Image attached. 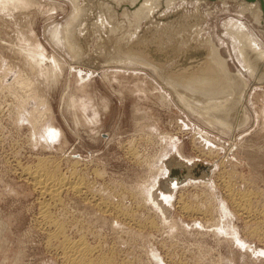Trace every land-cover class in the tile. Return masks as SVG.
<instances>
[{"label":"rangeland","instance_id":"obj_1","mask_svg":"<svg viewBox=\"0 0 264 264\" xmlns=\"http://www.w3.org/2000/svg\"><path fill=\"white\" fill-rule=\"evenodd\" d=\"M77 1L0 0V264H64L71 243L83 241L94 264H264V219L254 214L264 213V34L253 10L175 0L164 13L181 9V17L145 39L118 17L105 42L118 50L114 58L102 59L93 35L78 64ZM126 33L134 39L127 46ZM194 42L214 49L229 79L212 96L188 90L193 107L154 66L122 61L146 46L180 58ZM227 94V108L210 103ZM34 169L68 182L43 219L48 198L26 175ZM228 192L248 193L254 216L240 213Z\"/></svg>","mask_w":264,"mask_h":264},{"label":"bare ground","instance_id":"obj_2","mask_svg":"<svg viewBox=\"0 0 264 264\" xmlns=\"http://www.w3.org/2000/svg\"><path fill=\"white\" fill-rule=\"evenodd\" d=\"M118 4V3H121V2H119V1H123V2H125V4H123L122 6L120 5V7H122L121 8V10H122V12H121V10H120V8H117V12H116V10H114V5L116 4L115 2ZM161 1H163L165 4H166V6L168 7L169 5H171V3H173V1H175V0H110L109 2H108V4L111 6V8H112V10L113 11H115L116 12V14H118L119 13V11H120V13H121V15H123V16H125V15H127V14H130V15H134L133 16V18L135 19V20H140L142 17L144 18H148L150 15H152L153 13H154V11H155V9H157L158 7H159V5L161 4ZM180 1H184V0H180ZM229 1H231V0H220V3H223V5H226ZM234 1H236L240 6H242V7H245V9H251V10H254V11H252L250 14L251 15H253V17H254V21L257 23V25L260 27V28H262V25H261V23H262V20H261V12H260V9H259V6H258V4L257 3H246V2H244V1H242V0H240L239 2H238V0H234ZM19 2V1H18ZM21 2V1H20ZM72 2L74 3V4H77V0H72ZM195 2H197V3H204V1H202V0H195ZM196 3V4H197ZM12 5H14L15 6V4H16V2H15V4L14 3H11ZM21 4H22V2H21ZM4 6V5H3ZM7 6V5H6ZM18 6V5H17ZM16 6V7H17ZM129 6V7H128ZM0 7H2V6H0ZM13 7V6H12ZM21 7V6H20ZM6 8V7H5ZM10 9H11V7H9ZM14 8V7H13ZM110 8V9H111ZM128 8H130L131 9V12L130 13H128L129 11H128ZM8 9V8H7ZM9 9V10H10ZM19 9V8H18ZM22 9V8H21ZM21 9H19V10H21ZM107 9H108V7H107ZM241 9V8H240ZM111 11V10H110ZM77 12H78V8H77ZM109 12V11H108ZM250 12V11H249ZM246 13V12H245ZM80 17V16H79ZM6 18V17H5ZM126 18V17H125ZM13 19V18H12ZM7 23V22H6ZM5 23V24H6ZM12 23H15V22H13L12 21ZM18 23V22H17ZM25 23H27V22H25ZM111 23V22H110ZM23 24V23H22ZM101 24H103V23H101ZM103 25H105V24H103ZM17 26V25H16ZM15 27V26H14ZM18 27V26H17ZM26 28V27H25ZM118 28V27H117ZM15 29H16V27H15ZM22 30V29H21ZM26 30V29H25ZM65 30V29H64ZM17 31H18V29H17ZM19 32V31H18ZM20 32H22V31H20ZM27 32V31H26ZM262 32V31H261ZM263 34H264V31L262 32ZM73 36V35H72ZM53 39V38H52ZM69 40V39H68ZM3 43V42H2ZM209 44H211V43H209ZM195 47V46H194ZM209 47V46H208ZM21 48V47H20ZM70 48H71V50L73 51V52H75L74 51V49H73V47H71L70 46ZM195 48H197V47H195ZM193 49V48H192ZM197 49H204V50H206V55L204 56V57H200V58H194V59H192V60H190V62L187 60V62L185 63V64H181V67H179V69H177V70H175L174 71V73H176V75H175V78H173V77H166L167 79V81H165V83L166 84H168L170 87H172L175 91H176V93H177V95H178V99H179V101L180 102H182V103H185V104H187L188 106H191V107H193V105H190L191 103V101L190 100H192V98L194 97H191L190 95H188V90L189 91H196V92H205V93H203V94H207L208 96H212L211 94H216V93H219L218 91V88H220V87H222V83L223 82H225L227 79H229V74H228V72L226 71V69L223 67L224 65H223V62L222 61H220L219 60V58H218V55H217V53L214 51V49L213 48H211V46L209 47V48H197ZM20 51H21V49H20ZM23 51V54H24V50H22ZM22 51H21V53H22ZM19 53V52H18ZM245 54L246 55H249V53L248 52H246L245 51ZM76 55H78V54H76ZM132 56H130L129 55V57H132V58H128V59H123L122 61L123 62H125V63H133V64H137V65H141V66H147V67H149V66H151L152 68H154L157 72V74H158V77L161 79V75H160V69H159V65L157 64V63H155L154 61H151V60H148V59H142V58H140V57H135L136 55H137V53H132L131 54ZM77 57H79V56H74V58L75 59H77ZM28 59V58H27ZM221 59V58H220ZM30 61V60H29ZM129 61V62H128ZM135 62V63H134ZM222 62V63H221ZM33 64V62H31L30 61V63H29V65L30 64ZM107 63V62H106ZM28 64V63H27ZM34 65V64H33ZM106 65V64H105ZM154 66V67H153ZM34 67V66H33ZM32 67V68H33ZM262 67H264V64H263V62H262ZM263 70H264V68H263ZM52 71V70H51ZM215 72V73H214ZM53 75V74H52ZM55 75V74H54ZM53 75V76H54ZM237 76H238V79H240V80H242L241 82L243 83L242 85H243V89H242V91H241V93H243V92H245L244 90L246 89V92L249 90V86L246 84V82L242 79V77H239V75L238 74H236ZM52 76V77H53ZM59 76V75H58ZM57 76V77H58ZM54 78H56V77H54ZM257 78V77H256ZM53 81H55V80H53ZM228 81V80H227ZM231 82H233L232 80H230ZM48 83V82H47ZM229 83V82H228ZM233 84V83H232ZM233 86V85H232ZM239 89V88H238ZM235 92H237V90H235ZM245 94V93H244ZM243 94V95H244ZM242 95V94H241ZM190 96V97H189ZM161 98H162V95H161ZM164 98H165V96H164ZM240 100H241V96L239 95V97H238ZM229 99H231V97L227 94L226 95V97H223V100H219V101H213V102H210L211 104H218V108L220 109V108H222V109H224L225 107L227 108V105H226V102L227 101H230ZM166 100V99H165ZM211 101L212 99H210V98H208L207 99V101H205V102H208V101ZM215 100V99H214ZM239 100V101H240ZM193 101V100H192ZM196 101V100H195ZM231 102V101H230ZM235 102V101H234ZM190 103V104H189ZM241 103V102H240ZM207 104V103H206ZM198 106L200 107V108H204V107H201V104L199 105L198 104ZM217 106V105H216ZM232 106V105H231ZM230 106V107H231ZM234 106H235V104H234ZM215 107V106H214ZM229 108V107H228ZM231 109V108H230ZM230 109H228V110H230ZM217 110V108L215 109V110H213V111H216ZM205 111V110H204ZM243 111H244V108L242 109L241 108V111L238 113V116H237V118L235 119V121H234V123H235V126H234V128L233 129H235L236 130V128H237V126L239 125V122L241 121V119H243V116L242 115H244V117H246V115L243 113ZM212 113H214V112H212ZM216 113V112H215ZM224 113H226V109H225V112ZM218 114V113H217ZM219 114H220V112H219ZM222 114V113H221ZM213 118V117H212ZM229 119V118H228ZM247 118H245V120H246ZM230 123V122H229ZM232 123V122H231ZM132 156V155H131ZM137 159V158H136ZM138 160V159H137ZM50 161V160H49ZM46 162H47V160H46ZM45 162V163H46ZM77 162V161H76ZM75 162V163H76ZM43 163V162H42ZM51 163V162H50ZM180 163H183V162H180ZM201 164V163H200ZM200 164H197V166H198V168L196 169L197 171H199V170H202V171H204V166L203 165H200ZM44 166H46V165H44ZM179 166H181V167H184L185 168V170L187 171V175L190 173V171L188 170V167H186V166H183V165H179ZM40 167H42V166H40ZM56 166H54V168H55ZM161 167H163V166H161ZM210 167V166H209ZM24 168V167H23ZM37 168V167H36ZM51 168H53V167H51ZM27 169V168H26ZM38 170L40 169V168H37ZM44 169V168H43ZM210 170H209V172L211 171V167L209 168ZM28 170H29V168H28ZM33 170V169H32ZM72 170H74V169H72ZM24 171V170H23ZM27 171V170H26ZM31 171V170H30ZM40 171H42V170H40ZM40 171H35V169H34V171H32V172H27L26 173V175H28L29 177H30V179H31V181H32V183H33V188H35L36 190H37V192H39V194H41L42 196L41 197H43V198H48L47 199V203H43V201H42V203H43V206L41 207V210H40V213H41V218L43 219V216L45 215V214H47V212L46 211H48L47 210V208H48V206L50 205V203L49 202H53V201H56L57 200V198L60 196V193L62 192V190H63V188L67 185V180L65 179L64 180V178H67V177H64L63 176V179H58V178H55V175H54V177L51 175V174H49V173H51V172H47V171H45V170H43L42 172H40ZM53 171V170H52ZM98 172V171H97ZM25 173V172H24ZM54 173H55V169H54ZM60 174V173H59ZM95 174V173H94ZM98 174V173H97ZM22 175H23V173H22ZM63 175V174H62ZM64 175H65V173H64ZM71 175H73V174H71ZM172 175H174V176H172ZM171 176L172 177H174L175 179H177L178 180V178H177V175H175V172H174V174H172ZM66 176V175H65ZM75 175H73V176H71V177H74ZM176 176V177H175ZM99 177V176H98ZM79 178V177H78ZM69 179V178H68ZM73 179H75V177L73 178ZM73 179H71V180H73ZM81 179V178H80ZM77 180H79V179H77ZM30 181V180H29ZM171 181H173V179H171ZM187 181V180H186ZM185 181V182H186ZM222 181V180H221ZM71 182V181H70ZM80 182V181H79ZM185 182H183V183H185ZM189 182V181H188ZM188 182H186L185 184H184V186L188 183ZM194 182H196V183H206V181H194ZM182 183V184H183ZM72 184V183H71ZM80 184H82L81 182H80ZM80 184L77 182V183H75L74 182V184H73V186L71 187L76 193H81V191H82V189H81V187L83 186H81L80 187ZM84 184V183H83ZM226 185V184H225ZM228 185V184H227ZM70 186V185H69ZM229 186V185H228ZM84 187V186H83ZM66 188V187H65ZM70 188V189H71ZM84 188H86V187H84ZM227 188V187H226ZM227 190V189H226ZM74 191H73V193H74ZM86 191V190H85ZM84 191V192H85ZM232 191H233V189H232ZM236 191V190H235ZM238 191V190H237ZM236 191V192H237ZM234 193V192H228L229 193V199H230V201L235 205V207L239 210V212L240 213H242V214H244V215H251V216H254L253 215V213H252V209H251V204H249V203H251L250 202V195L247 193V195H245V194H241V193ZM239 192V191H238ZM86 193V192H85ZM82 194V193H81ZM87 194V193H86ZM203 194V193H202ZM227 194V193H226ZM79 195V194H78ZM84 196H85V194H84ZM86 197H88V196H86ZM85 197V198H86ZM228 197V196H227ZM182 198V197H181ZM60 199V198H59ZM88 199V198H87ZM183 199V198H182ZM98 200V199H97ZM257 200V199H256ZM60 201V200H59ZM45 202V201H44ZM52 202H51V204H52ZM181 202V201H180ZM49 203V204H48ZM58 203V202H57ZM98 203V202H97ZM182 203H183V201H182ZM56 204V203H55ZM99 204V207L100 208H103L104 209V212H105V209H109L108 207L109 206H106L104 203H98ZM97 204V205H98ZM232 204V205H233ZM95 205V204H94ZM210 205V204H209ZM233 205V206H234ZM53 206V205H52ZM52 206H50V207H52ZM66 206V205H65ZM232 206V207H233ZM54 207V206H53ZM98 207V208H99ZM40 208V207H39ZM182 210H186V211H188V212H190V210L191 211H193V209H190V208H188L187 209V207L186 206H181L180 207ZM234 208V207H233ZM180 209V210H181ZM110 210V209H109ZM120 210V209H119ZM181 210V211H182ZM235 210V209H234ZM102 211V210H101ZM199 211V210H198ZM261 211V210H260ZM107 212H109V211H107ZM120 212H121V210H120ZM40 213H38V214H40ZM112 213V212H111ZM126 213V212H125ZM195 213V212H194ZM193 213V214H194ZM198 213V212H197ZM200 213V212H199ZM202 213V212H201ZM237 213V212H236ZM254 214H255V216H258L260 219H264V213L262 212V213H258V212H254ZM113 215V214H112ZM117 215V214H116ZM190 215V214H189ZM191 215H192V213H191ZM114 217V216H113ZM122 217V216H121ZM244 217V216H243ZM119 218V217H118ZM44 219H45V217H44ZM248 219H250L249 217H248ZM257 219V218H256ZM46 220V219H45ZM132 220V219H131ZM50 221V220H49ZM58 221V220H57ZM44 222V221H43ZM42 223V222H41ZM51 223V222H50ZM263 225H264V223H262ZM40 225H42V224H40ZM39 225V226H40ZM46 225V224H45ZM50 225H53V224H50ZM55 225H57V224H55ZM54 226V225H53ZM58 226V225H57ZM60 226V225H59ZM63 227V226H62ZM55 228V227H54ZM58 229H59V227H57ZM56 228V232H58V229ZM51 229V228H50ZM63 229V228H62ZM55 230V229H54ZM60 230H61V227H60ZM64 231V230H63ZM62 231V232H63ZM55 232V233H56ZM61 232V231H60ZM50 233V232H49ZM64 233V232H63ZM62 233V234H63ZM58 234V233H57ZM60 235H61V233H59ZM264 234V233H263ZM52 236H53V234H51ZM56 235V234H55ZM54 235V236H55ZM262 235V234H261ZM260 235V236H261ZM63 236V238L65 239V241H66V238L64 237V234L62 235ZM49 237V236H48ZM51 237V236H50ZM57 237V236H56ZM54 238V237H53ZM55 239V238H54ZM58 239V238H57ZM60 239V238H59ZM64 239H63V241H64ZM68 239V238H67ZM83 239V238H82ZM49 240V239H48ZM81 240V239H80ZM85 240V239H84ZM65 241L63 242V244H65ZM81 241H83V240H81ZM73 242V241H72ZM74 242H76V241H74ZM69 243V242H68ZM77 243V242H76ZM83 243H85L84 241H83ZM83 243H77V244H72L71 243V245H72V247H71V245H70V250L67 252V249H66V251H65V249H64V247H63V249H64V251L65 252H67V253H63V256H64V264H94V263H92L91 261H92V259H91V261H90V259H87L86 258V256L90 253V249L88 250L87 248H88V246H87V248H86V246H84V244ZM50 244V243H49ZM86 244V243H85ZM65 247H66V245H65ZM89 248H91V247H89ZM56 249V248H55ZM62 249V250H63ZM95 249V248H94ZM93 250V249H92ZM97 250V249H96ZM94 251V250H93ZM89 252V253H88ZM113 252V251H112ZM111 252V253H112ZM93 253V252H92ZM90 255V254H89ZM61 257H62V254H61ZM88 257V256H87ZM63 258V257H62ZM88 258H90V257H88ZM102 260V259H101ZM115 260V259H114ZM99 264H105V263H99Z\"/></svg>","mask_w":264,"mask_h":264},{"label":"water","instance_id":"obj_3","mask_svg":"<svg viewBox=\"0 0 264 264\" xmlns=\"http://www.w3.org/2000/svg\"><path fill=\"white\" fill-rule=\"evenodd\" d=\"M109 1L110 0H82L83 5L79 4L81 13H80L79 22L76 24V27L82 25V22H83V25L81 27V33L82 32L83 33L81 35L82 37L76 36L77 39H75V42L77 40L78 43L82 46L80 57L78 59H76L78 64H80L81 61L83 62V57H84L86 48L88 46V42H90L91 36H93V35H96L97 43L103 45V47H104L103 53L104 52L107 53L105 56H102L103 60L109 59L110 57L112 58V56L114 58L116 52L118 51L114 45H108L105 42L107 41L109 34H111V32H112V31H110V27H112V28L114 27L113 21L118 20V17H124V16L121 15L120 11L118 14H115L114 12H110V13L107 12L106 7H111L108 4ZM202 1H204V3H202V4L217 3V2L220 3V0H202ZM231 1H234V0H231ZM239 1L240 0H238V2ZM242 1H244L246 3H257L258 4L260 12H261L262 28H260L259 26L258 27L263 32L264 31V0H242ZM234 2H236V1H234ZM123 4H125V2L121 3L120 5L122 6ZM120 5H118V4L114 5L115 6L114 10H116V12H117V8H120V10H121L122 7H120ZM165 9H167V6L163 1H161V4L159 5V7L157 9H155V11L152 15H150L147 19L142 18L138 22H137V20H135L133 18L134 15H130V14L125 15V17H127V20H128V28H129L127 33H133V31L136 29V30H138L137 35L140 36V38H143V39L149 38V36L152 35L154 32L164 29L165 27L169 26L170 23L176 22V20H178V18L181 17V14H182L180 12L181 9H177L175 11H172L171 13H164ZM128 11H129L128 13H130L131 9L128 8ZM121 12H122V10H121ZM110 14H114V18L111 21L109 20ZM102 18L104 21L108 20V22H109V27L105 26L104 30H101L102 25L99 23V21ZM142 22H144L143 27L141 26ZM187 23L189 24V20L185 21V26L187 25ZM194 25H195V23H194ZM106 27H107V29H106ZM127 33L125 34V36H123L121 38L122 42L126 46L133 43V40H134L133 39L132 41H129V38L127 37ZM149 33H151V34H149ZM138 36L136 38H138ZM195 45H196V47H198L196 42H194V44H191V46L189 45L191 50L184 52L180 58L178 55L177 57H173V58L169 59L170 54L168 52H163V51L159 50L160 48L158 46H157V48H155L154 46L147 48V46H146V48H144L142 50L133 49L135 51L128 50L127 54L131 55L132 53H137V55L135 57H140L142 59H148V60L154 61L155 63H157L159 65L161 78L163 80H166V79H164L166 77L167 78L168 77L175 78L176 73H174V71L179 69V67H181V64H185L189 58L190 59L188 61L190 62V60H192L194 58H200V57H204L206 55V50L197 49L194 47ZM107 48L110 51H108ZM206 48H208V47H206ZM171 60H173L174 65L171 66L167 71H164L163 66H165V64ZM100 67H101L100 64L96 63V64H93L90 68L98 69ZM262 79H263V77L258 81V83H261ZM160 82L164 85V83L161 80H160ZM205 169L206 168L204 167V171L207 172V170H205ZM170 177H172V176H170Z\"/></svg>","mask_w":264,"mask_h":264}]
</instances>
